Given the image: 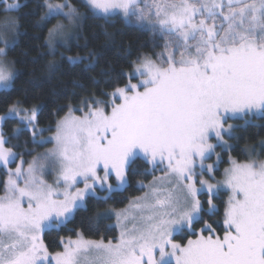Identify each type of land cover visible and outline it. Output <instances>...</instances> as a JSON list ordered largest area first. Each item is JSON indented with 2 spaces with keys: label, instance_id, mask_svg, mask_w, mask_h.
<instances>
[{
  "label": "snow or ice",
  "instance_id": "obj_1",
  "mask_svg": "<svg viewBox=\"0 0 264 264\" xmlns=\"http://www.w3.org/2000/svg\"><path fill=\"white\" fill-rule=\"evenodd\" d=\"M20 7L11 2L5 10ZM43 7V19L62 16L76 24L81 16L71 0H44ZM86 7L105 17L119 11L128 23L147 26L164 41L163 51L134 62L127 81L105 93L106 100L69 106L54 136L39 141L54 147L27 168L22 158L15 169L9 166L19 154L6 147L3 129L14 124L16 137L29 132L36 142L46 130L39 127V108L17 100L0 111V167L7 170L0 264H264V161L230 158L223 180H215L214 164H205L218 145L230 147L225 135L232 138L237 125L228 120L264 119V0H86ZM64 28L49 31L50 45ZM0 41L4 57L15 37L6 30ZM15 80L10 62L0 59V93L14 91ZM139 159L153 169L166 162L164 176L115 213L118 239L76 232V239H61L62 251L50 253L42 234L71 222L98 188L122 190ZM46 170L55 173L53 183L44 178ZM221 188L229 192L222 235L203 221L199 198L206 191L215 214L213 198ZM105 218L108 213L97 215ZM200 221L197 232L193 225ZM185 230L195 238L176 242L174 234Z\"/></svg>",
  "mask_w": 264,
  "mask_h": 264
},
{
  "label": "trees",
  "instance_id": "obj_2",
  "mask_svg": "<svg viewBox=\"0 0 264 264\" xmlns=\"http://www.w3.org/2000/svg\"><path fill=\"white\" fill-rule=\"evenodd\" d=\"M63 1V0H56ZM21 7L14 11L19 23V35L14 46L8 49V57L16 71L15 90L5 96L0 93V111L17 100L24 107L39 108V127L54 132L56 123L68 113L69 106L79 108L82 100L107 99L115 86L127 81V73L133 63L143 56L153 59L163 51L164 41L153 33L133 23L125 22L119 16L100 17L86 7L84 0H71L83 15L75 38L65 47L52 51L47 43L50 28L58 17L43 19L46 9L44 0H18ZM4 3H0V8ZM6 14L0 10V18ZM1 47V43H0ZM80 57L78 63H70L66 57ZM76 113H80L77 111ZM237 127L229 138L230 147L222 153V167L228 166V158L247 162L255 157L264 159V119L251 118L235 120ZM16 125L4 126L8 139L7 147H12L23 157L25 163L36 151L43 147L36 144L29 132L15 136ZM15 164V163H14ZM13 165V164H12ZM160 166L153 169L143 159L133 166L135 174L128 176L127 186L114 191L106 201L88 197L84 208L77 211L73 220L58 230H47L43 241L50 253L63 250L61 239H76V232L83 233L86 239L116 241L118 230L112 225L113 211L125 208L128 203L144 193V185L150 183L158 174ZM220 174V172H218ZM7 170L0 167V193L3 191ZM142 182V183H141ZM105 195L106 192L100 193ZM102 198V197H101ZM205 195H201L203 221H208L223 234V214L228 193L220 192L213 198L215 214L209 213ZM108 213V218L97 219L98 214ZM203 221L194 222V229L204 226ZM190 234L185 230L174 236L178 243H186Z\"/></svg>",
  "mask_w": 264,
  "mask_h": 264
},
{
  "label": "rangeland",
  "instance_id": "obj_3",
  "mask_svg": "<svg viewBox=\"0 0 264 264\" xmlns=\"http://www.w3.org/2000/svg\"><path fill=\"white\" fill-rule=\"evenodd\" d=\"M84 1H85V3H86V0H84ZM11 2H18V0H2V2H0V3H4V6H3L2 8H0V10H1V11L4 10V11L6 12V14L2 15L1 18H0V33H4V32L7 30V37H8L9 39L15 37V41H16V40L18 39V35H19V33H20V32H19V23H18L16 17H15L14 14H13L14 11H16V10H9V11H6V10H5V9H6V5H7L8 3H11ZM52 2H61V3H62L63 1L52 0ZM150 2H151V0H144V3H150ZM143 6H144V4L142 3V4H141V7H143ZM90 10H91V9H90ZM91 11L93 12V14H95V15H97V16L105 17V16H104L103 14H101V13H96V12H94V10H91ZM111 16H119V17H121L125 22H127L126 19H125L124 16H123V14L120 13L119 11H117L116 13L111 14V15H109V16H107V17H111ZM82 19H83V15L81 14L80 19H79V21H78L76 24H70V23L68 22V20L65 19L64 17H62V16L58 17L57 20H56V23L50 28V30H51V29H54L55 26L58 25V24H63V25L65 26V28H64V35H63V36H57L56 38H54V39L52 40L51 45L49 44V35H48V41H47V43H48L50 49H51L52 51H57V50H59L60 48L67 46V45H68V44H69V43L75 38V36L77 35ZM13 22L15 23V25L18 26V27H16V29H15L14 31L12 30V24H13ZM127 23H128V22H127ZM133 24L140 26V25L137 24L135 21H133ZM140 27H142V26H140ZM144 28H146V29L149 30V28H148L147 26H144ZM50 30H49V31H50ZM0 43H1V47H0V48L5 47V45H4V43H3L2 41H0ZM8 49H9V48H6V53H7V55L4 56V57H0V59L5 60V61H7V62H10V66H11V68L15 71L14 65H13V63L10 61V59H9V57H8ZM131 71H132V70H131ZM15 72H16V71H15ZM133 82H135V81H133ZM75 114H76V115H81V113H75ZM252 119H253V118H252ZM237 120H238V119H237ZM234 121H235V120L230 119V120H228L227 123L234 124ZM55 128H56V127H55ZM55 128H54V132H52V133L48 132V130H45V131L42 133V135H38V136L36 137V142H35V143L38 144V145H40V146H42L43 148L40 149V150H38V151H36V153L33 155V157L29 159V162H31V161L33 160L34 157L41 156V155H43L47 150H49V149H51V148L54 147V143L51 142V141L46 142V143H40L39 141H40L42 138H48V137H52V136H54V134H55ZM228 139H229L228 136L225 135V140L228 141ZM210 142L213 143V144H216V143H217L215 137H213V138L211 139ZM228 145H229V141H228ZM6 147H7V146H6ZM227 148H228V147H227ZM219 149H221V151H225L226 148H225V147H221V146L218 145V146L215 148V153H214L213 155H211L210 159H207V160L205 161V164H210V163H211V164H214V165L216 166V171H215V173H214V175H215V180H223L224 169L230 167V158H231V159H234V158H232V157H229V158H228V166L223 168V167H222L223 157H222V153L219 151ZM217 155L219 156V160H218V158H217ZM21 158L25 161V159H24L23 157H17V159L12 163L13 165L10 164L9 166H10L11 168L15 169V167L17 166V164L20 163V159H21ZM252 160H256V161H264L263 158H259V157H255V158L252 159ZM237 161H238V160H237ZM239 162H240V161H239ZM247 162H248V161H247ZM14 163H15V164H14ZM27 165H28V163H24L23 166H24L25 168H27ZM165 168H166V162H165V164H163V165L160 166V172H161V173L158 174V176H156L155 178L163 177V176H164V170H165ZM197 172H199V167H197ZM218 172H220V174H219ZM44 178H45L49 183H53L54 180H55V173L52 172L51 170H46V172H45V177H44ZM205 178H207V177H205ZM6 179H7V175L5 176L4 182L6 181ZM215 180L212 181V182L215 183ZM153 181H154V179H153L150 183H152ZM112 182L115 183V180L113 179ZM150 183H148V184H146V185L143 186V188H145L144 193L148 191V187H147V186L150 185ZM79 186H80V187H83L82 184L79 185ZM126 186H127V185H126ZM126 186H125V187H126ZM125 187H124V188H125ZM197 187H199V184H197ZM124 188H123V189H124ZM123 189H122V190H123ZM117 191H121V190H117ZM222 191L227 192V193H228V197H229V192H228L227 189H225V188H221L220 191H219V193L222 192ZM102 192H104V190H101V189L98 188L95 197H105L106 195L109 194V193H107V192L105 191L106 194H105V195H101L100 193H102ZM144 193L141 194V195L138 196V197H142V196L144 195ZM3 194H4V191H2V192L0 193V196H2ZM201 195H205L206 198H208V195H207L206 191H205V192H202V193L199 194V198H200V200H201ZM87 198H88V197L85 198V204H86V200H87ZM133 200H135V198L132 199V200L128 203V205H127L125 208L120 209V210H114V211L112 212V213H113V216H114V222H113L112 225L118 230V233H120V229L117 227V221H116V215H115V213H116V212H119V211H121V210H124V209H128L130 203H131ZM227 200H228V199H227ZM129 226H131V225L129 224ZM46 231H47V230H46ZM46 231H45V232H46ZM45 232H44V233H45ZM44 233L42 234V239H43V235H44ZM177 234H178V233L174 234V236L177 235ZM118 237H119V236H118ZM117 239H118V238H117ZM117 239H116V240H117ZM114 242H115V241H114Z\"/></svg>",
  "mask_w": 264,
  "mask_h": 264
}]
</instances>
